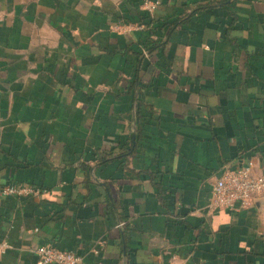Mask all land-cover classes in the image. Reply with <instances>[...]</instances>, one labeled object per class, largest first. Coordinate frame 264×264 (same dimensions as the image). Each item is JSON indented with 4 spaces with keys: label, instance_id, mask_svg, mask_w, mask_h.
I'll list each match as a JSON object with an SVG mask.
<instances>
[{
    "label": "crops",
    "instance_id": "crops-1",
    "mask_svg": "<svg viewBox=\"0 0 264 264\" xmlns=\"http://www.w3.org/2000/svg\"><path fill=\"white\" fill-rule=\"evenodd\" d=\"M149 1L0 0V264H264V0Z\"/></svg>",
    "mask_w": 264,
    "mask_h": 264
},
{
    "label": "built area",
    "instance_id": "built-area-1",
    "mask_svg": "<svg viewBox=\"0 0 264 264\" xmlns=\"http://www.w3.org/2000/svg\"><path fill=\"white\" fill-rule=\"evenodd\" d=\"M143 3L149 11L157 7V2L143 0ZM122 26L120 24L117 28ZM41 192L42 189L34 184L9 183L0 186V199L9 196H37ZM256 196L264 198V175L253 174L251 164L245 166L226 164L214 182L210 206L213 210H239L250 206ZM35 251L41 264H85L81 254L55 247L52 244L42 245Z\"/></svg>",
    "mask_w": 264,
    "mask_h": 264
},
{
    "label": "trees",
    "instance_id": "trees-1",
    "mask_svg": "<svg viewBox=\"0 0 264 264\" xmlns=\"http://www.w3.org/2000/svg\"><path fill=\"white\" fill-rule=\"evenodd\" d=\"M177 23V21L176 22H174V24H176Z\"/></svg>",
    "mask_w": 264,
    "mask_h": 264
}]
</instances>
